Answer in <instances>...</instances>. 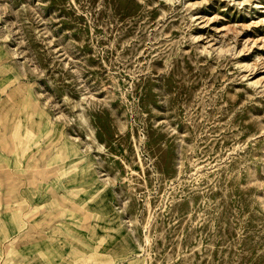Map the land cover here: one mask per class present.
I'll return each mask as SVG.
<instances>
[{
    "label": "rangeland",
    "instance_id": "1",
    "mask_svg": "<svg viewBox=\"0 0 264 264\" xmlns=\"http://www.w3.org/2000/svg\"><path fill=\"white\" fill-rule=\"evenodd\" d=\"M0 264H264V0H0Z\"/></svg>",
    "mask_w": 264,
    "mask_h": 264
}]
</instances>
